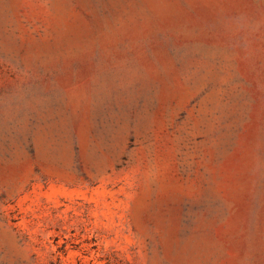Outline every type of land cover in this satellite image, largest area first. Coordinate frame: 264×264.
<instances>
[{
    "label": "rangeland",
    "instance_id": "374dc122",
    "mask_svg": "<svg viewBox=\"0 0 264 264\" xmlns=\"http://www.w3.org/2000/svg\"><path fill=\"white\" fill-rule=\"evenodd\" d=\"M0 264H264V0H0Z\"/></svg>",
    "mask_w": 264,
    "mask_h": 264
}]
</instances>
